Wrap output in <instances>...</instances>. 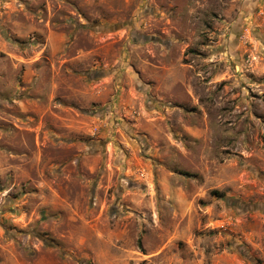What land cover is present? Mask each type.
Returning a JSON list of instances; mask_svg holds the SVG:
<instances>
[{"label":"rangeland","instance_id":"1","mask_svg":"<svg viewBox=\"0 0 264 264\" xmlns=\"http://www.w3.org/2000/svg\"><path fill=\"white\" fill-rule=\"evenodd\" d=\"M0 264H264V0H0Z\"/></svg>","mask_w":264,"mask_h":264}]
</instances>
